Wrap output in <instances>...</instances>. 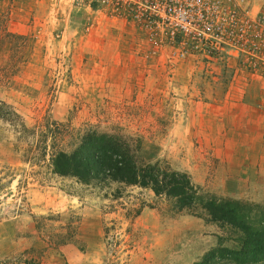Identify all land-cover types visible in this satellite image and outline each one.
I'll use <instances>...</instances> for the list:
<instances>
[{
	"label": "rangeland",
	"instance_id": "rangeland-1",
	"mask_svg": "<svg viewBox=\"0 0 264 264\" xmlns=\"http://www.w3.org/2000/svg\"><path fill=\"white\" fill-rule=\"evenodd\" d=\"M246 2L264 33V0ZM131 3L0 0L5 30L34 39L0 47V63L21 59L14 82L0 84V264H192L217 236L231 245L225 228L149 189L54 173L48 153L72 149L86 129L137 142L142 160L217 195L264 205L221 177L228 156L216 136L228 130L227 100L241 108L264 87L259 59L180 55Z\"/></svg>",
	"mask_w": 264,
	"mask_h": 264
},
{
	"label": "trees",
	"instance_id": "trees-1",
	"mask_svg": "<svg viewBox=\"0 0 264 264\" xmlns=\"http://www.w3.org/2000/svg\"><path fill=\"white\" fill-rule=\"evenodd\" d=\"M7 39L34 41L30 35L6 31L0 20V47ZM6 59L0 63V84L4 86L14 82V60H21L19 56ZM2 112L7 114L5 110ZM138 148L137 142L119 135L86 129L72 149L50 151L48 162L57 175L74 177L81 182L108 181L149 189L155 197H164L176 209L225 228L231 245H225V239L217 236L215 244L192 264H264L263 204L217 195L163 160H142L137 154Z\"/></svg>",
	"mask_w": 264,
	"mask_h": 264
},
{
	"label": "built area",
	"instance_id": "built-area-1",
	"mask_svg": "<svg viewBox=\"0 0 264 264\" xmlns=\"http://www.w3.org/2000/svg\"><path fill=\"white\" fill-rule=\"evenodd\" d=\"M137 16L180 55L256 57L264 68V33L249 15L246 0H132ZM160 32V33H159Z\"/></svg>",
	"mask_w": 264,
	"mask_h": 264
},
{
	"label": "crops",
	"instance_id": "crops-1",
	"mask_svg": "<svg viewBox=\"0 0 264 264\" xmlns=\"http://www.w3.org/2000/svg\"><path fill=\"white\" fill-rule=\"evenodd\" d=\"M233 89H236V94L243 91L239 96L244 97L243 86H235ZM227 101H229L227 102L229 108L226 111L228 117L224 120L228 130L225 132L217 130L216 135L220 138V147L222 145L219 155L228 156L226 161L225 157L221 158L225 162L224 167L218 165V169H222L221 177L223 179L227 177L228 181L234 179L236 184L251 189H264V87L259 89L255 97L244 99L247 103L240 100L241 108L230 109L234 102ZM235 105L237 103L233 106ZM231 125H233L232 130ZM231 157L237 162L233 163ZM251 189L244 193L245 196H249L244 199L264 201V191L250 194L248 192Z\"/></svg>",
	"mask_w": 264,
	"mask_h": 264
}]
</instances>
